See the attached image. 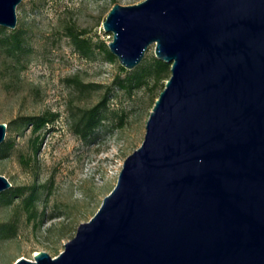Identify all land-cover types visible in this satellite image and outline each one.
Returning <instances> with one entry per match:
<instances>
[{
    "label": "water",
    "instance_id": "water-1",
    "mask_svg": "<svg viewBox=\"0 0 264 264\" xmlns=\"http://www.w3.org/2000/svg\"><path fill=\"white\" fill-rule=\"evenodd\" d=\"M19 2L0 0V25ZM101 27L119 65L152 45L170 73L95 212L57 255L13 264H264V0L115 2Z\"/></svg>",
    "mask_w": 264,
    "mask_h": 264
},
{
    "label": "rangeland",
    "instance_id": "rangeland-1",
    "mask_svg": "<svg viewBox=\"0 0 264 264\" xmlns=\"http://www.w3.org/2000/svg\"><path fill=\"white\" fill-rule=\"evenodd\" d=\"M138 1L17 4L16 27L24 30V49L18 62L0 50V122L7 124L5 140L12 142L8 154L0 158V174L12 185H24L23 196L35 186L36 196L31 215L21 196L9 204L0 201V223H16L15 234L0 236V264H13L20 256L33 259L40 250L57 255L112 188L125 156L140 144L159 88L118 84L126 72L119 69L115 56L107 59L95 44L101 41L107 46L110 40L101 21L112 4ZM70 31L83 32L81 36L90 40L89 50L78 48ZM152 49L148 45L143 57L153 55ZM74 76L92 85L78 88ZM101 100L104 117L83 138L73 129L74 115ZM44 111L57 117L53 126L40 132L34 152L31 141L36 133L29 125L18 127L14 120Z\"/></svg>",
    "mask_w": 264,
    "mask_h": 264
},
{
    "label": "trees",
    "instance_id": "trees-1",
    "mask_svg": "<svg viewBox=\"0 0 264 264\" xmlns=\"http://www.w3.org/2000/svg\"><path fill=\"white\" fill-rule=\"evenodd\" d=\"M83 32L77 33L70 31V35L74 44L82 50H89L90 40L88 37L81 36ZM24 30L21 27H15L8 30L7 27L0 25V50L3 52L5 57H10L13 61L18 62L19 56L24 49ZM97 46L102 47L103 52L107 59H113L114 55L108 50V47L101 41L95 43ZM119 69L126 73L123 77L117 80L118 84L125 87H140L147 86L148 88L154 89L159 88L157 93L163 86L164 80L168 77L169 63L161 61L155 58L153 55L144 56L139 63H137L132 69L126 70L121 65H118ZM73 83L78 87H86L92 85L91 83H83L77 76L72 77ZM152 97V103L154 98ZM102 100L96 104L83 108L76 113L73 120V129L76 133L80 134L83 138L91 133L96 128L104 115L101 109ZM56 113L51 111H44L41 114L36 115H25L19 120L15 119L18 127L29 125L31 131L36 133L32 138L31 147L34 152L37 150L38 140L40 132L50 126L54 125L56 120ZM7 129V128H6ZM12 147V142L3 139L0 142V158L6 156ZM26 161V160H25ZM24 185H12L2 191H0V201L2 203H12L14 199L21 196L22 205L28 211V215L34 214V199H35V186L31 187V191L28 195L23 196ZM23 196V197H22ZM0 236L8 237L16 232V223L14 220H9L0 223Z\"/></svg>",
    "mask_w": 264,
    "mask_h": 264
},
{
    "label": "bare ground",
    "instance_id": "bare-ground-1",
    "mask_svg": "<svg viewBox=\"0 0 264 264\" xmlns=\"http://www.w3.org/2000/svg\"><path fill=\"white\" fill-rule=\"evenodd\" d=\"M37 253V252H36Z\"/></svg>",
    "mask_w": 264,
    "mask_h": 264
}]
</instances>
